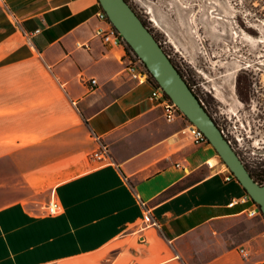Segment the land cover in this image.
I'll return each mask as SVG.
<instances>
[{"label": "crops", "instance_id": "1", "mask_svg": "<svg viewBox=\"0 0 264 264\" xmlns=\"http://www.w3.org/2000/svg\"><path fill=\"white\" fill-rule=\"evenodd\" d=\"M100 7L0 0V264H264V216L229 206L244 186L95 35Z\"/></svg>", "mask_w": 264, "mask_h": 264}, {"label": "rangeland", "instance_id": "2", "mask_svg": "<svg viewBox=\"0 0 264 264\" xmlns=\"http://www.w3.org/2000/svg\"><path fill=\"white\" fill-rule=\"evenodd\" d=\"M129 1L160 39L207 108H210L211 90L216 87L221 107H217L215 116L224 128L228 80L245 70L243 54L251 52L249 55L254 59L247 61H256V64L263 58L259 54L264 53V24L258 28L255 23L261 22L257 16L264 21V0ZM240 22H243L244 30ZM234 97L233 101H237L235 94ZM239 107L240 104H232L234 111ZM261 127L263 130L251 141H247L243 133H239L241 142L232 137V145L243 161L263 176L264 126ZM220 158L225 169L227 165ZM48 194L50 192L40 191L36 197L45 198Z\"/></svg>", "mask_w": 264, "mask_h": 264}, {"label": "water", "instance_id": "3", "mask_svg": "<svg viewBox=\"0 0 264 264\" xmlns=\"http://www.w3.org/2000/svg\"><path fill=\"white\" fill-rule=\"evenodd\" d=\"M126 43L143 60L158 84L177 103L189 121L201 128L229 169L259 204L264 214V183L250 173L245 162L216 120L195 94L169 54L127 0H99Z\"/></svg>", "mask_w": 264, "mask_h": 264}, {"label": "built area", "instance_id": "4", "mask_svg": "<svg viewBox=\"0 0 264 264\" xmlns=\"http://www.w3.org/2000/svg\"><path fill=\"white\" fill-rule=\"evenodd\" d=\"M98 16L103 21V25L100 26L95 35L100 37L105 43H112L114 45H123L126 46V41L117 29V27L110 20L109 15L105 9L101 6L98 11ZM124 61L127 66V69L131 72L132 76L139 81L150 80V72L146 67L143 60L135 53L129 54L128 52L124 56ZM93 83L96 82V79L91 80ZM153 89L149 95V99L156 105L163 107L166 114L167 120L174 121L179 117H184L188 121V124L182 129L183 132L195 143H205L209 142L208 137L204 131L199 128L196 124L192 123L187 119L184 112L180 109L177 103L165 92V90L160 85H155L153 83ZM224 132V129L222 128ZM225 134V133H224ZM238 141L241 142L240 138L237 137ZM231 142V140H230ZM91 157L95 160L110 162L111 153L109 146L106 143L100 144V146L95 149ZM225 179L227 181H232L237 179L235 174L226 166ZM137 203L143 210L142 224L144 226L149 225H160L159 221L154 218L152 211L149 207L148 201L145 200L140 194L135 193ZM237 204H245L243 211L249 216L263 215L259 204L253 199V197L247 192L241 196L233 197L229 202V206H235ZM63 204L54 196L51 198L49 204L45 207L44 213L47 215H57L63 212ZM241 251L246 254L245 248H241Z\"/></svg>", "mask_w": 264, "mask_h": 264}, {"label": "flooded vegetation", "instance_id": "5", "mask_svg": "<svg viewBox=\"0 0 264 264\" xmlns=\"http://www.w3.org/2000/svg\"><path fill=\"white\" fill-rule=\"evenodd\" d=\"M256 19L261 21L255 23V25L260 28V26L264 24V21H262L259 16H257ZM250 23L254 24L252 22ZM239 25L241 29H243V22H240ZM250 53L251 52L243 54L245 57V64H243L245 70L243 69L240 73L236 74L233 80H228L230 85L225 88V115L223 116L225 127L223 129L228 140H231V143H233V138L236 140H238L237 137L240 138L239 133H243V136L245 135V137H247V141H251V138L256 137L263 130L261 126H264V53L259 54V56H263V58L258 59V64L255 63L256 61H247L254 59L249 55ZM249 66H251V68H249ZM215 89L216 87L213 86L209 111L217 121L215 116L217 114L216 109L217 107H221V103L217 100L219 98ZM233 93L237 101H233V99H235ZM232 104H240L237 111L232 109ZM246 116L251 117L246 118ZM218 125H220L219 122ZM240 125L243 128H238ZM220 127H222V125H220Z\"/></svg>", "mask_w": 264, "mask_h": 264}, {"label": "trees", "instance_id": "6", "mask_svg": "<svg viewBox=\"0 0 264 264\" xmlns=\"http://www.w3.org/2000/svg\"><path fill=\"white\" fill-rule=\"evenodd\" d=\"M129 3L130 1L127 0ZM131 4V3H130ZM132 5V4H131ZM132 7L135 9V7L132 5ZM135 11L139 14V16L141 17V19L143 20V22L145 23V25L153 32V30L151 29V27L148 25V23L145 21V19L140 15V13L135 9ZM154 33V32H153ZM155 37L157 38V40L160 42V44L163 46L164 50L167 52V50L165 49L164 45L161 43L160 39L156 36V34L154 33ZM126 49L127 52L129 54H133L135 53L133 51V49L126 43ZM168 53V52H167ZM136 54V53H135ZM169 54V53H168ZM170 56V55H169ZM171 60L173 61V63L177 66V68L179 69L180 73L182 74V76L185 78V80L187 81V83L191 86V88L193 89V86L190 84V82L188 81V79L186 78L185 74L183 73V71H181V69L178 67V65L175 63V61L172 59V57L170 56ZM150 77H151V81L155 84V85H159L157 80L154 78V76L150 73ZM193 91L195 92V94L198 96V94L196 93L195 89H193ZM199 97V96H198ZM200 98V97H199ZM204 104V103H203ZM205 106V105H204ZM206 107V106H205ZM206 109L209 111V108L206 107ZM210 112V111H209ZM217 122V121H216ZM218 123V122H217ZM220 126V125H219ZM246 164V163H245ZM247 168L249 169L250 173L252 174V176L255 178V180L259 181L260 183H264V174H262L263 176H261V174H257L256 172H254V170H252L247 164H246ZM244 190L247 192L246 188L244 187Z\"/></svg>", "mask_w": 264, "mask_h": 264}]
</instances>
